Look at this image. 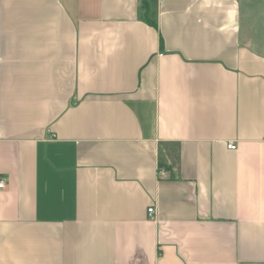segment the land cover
<instances>
[{
    "label": "crops",
    "instance_id": "crops-1",
    "mask_svg": "<svg viewBox=\"0 0 264 264\" xmlns=\"http://www.w3.org/2000/svg\"><path fill=\"white\" fill-rule=\"evenodd\" d=\"M146 1L0 0V264H264V52Z\"/></svg>",
    "mask_w": 264,
    "mask_h": 264
},
{
    "label": "rangeland",
    "instance_id": "rangeland-1",
    "mask_svg": "<svg viewBox=\"0 0 264 264\" xmlns=\"http://www.w3.org/2000/svg\"><path fill=\"white\" fill-rule=\"evenodd\" d=\"M242 28L254 47L264 52V0H239Z\"/></svg>",
    "mask_w": 264,
    "mask_h": 264
},
{
    "label": "built area",
    "instance_id": "built-area-1",
    "mask_svg": "<svg viewBox=\"0 0 264 264\" xmlns=\"http://www.w3.org/2000/svg\"><path fill=\"white\" fill-rule=\"evenodd\" d=\"M227 147H228L229 149H235V148H236V145H235L233 142H229V143L227 144ZM159 172H160V174L164 175L163 171L160 170ZM4 185H5V183H4V179L1 178V179H0V188H3ZM147 214H148L149 217H152L153 214H154V208H153V207H148V209H147Z\"/></svg>",
    "mask_w": 264,
    "mask_h": 264
},
{
    "label": "trees",
    "instance_id": "trees-1",
    "mask_svg": "<svg viewBox=\"0 0 264 264\" xmlns=\"http://www.w3.org/2000/svg\"><path fill=\"white\" fill-rule=\"evenodd\" d=\"M141 2V6H142V9H143V16L144 18L148 21V22H151L148 18V4H147V1L146 0H140Z\"/></svg>",
    "mask_w": 264,
    "mask_h": 264
}]
</instances>
